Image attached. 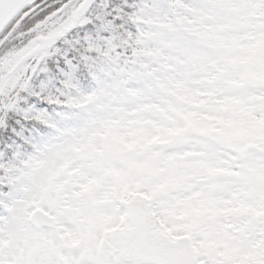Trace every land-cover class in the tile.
Wrapping results in <instances>:
<instances>
[{"label": "snow or ice", "instance_id": "snow-or-ice-1", "mask_svg": "<svg viewBox=\"0 0 264 264\" xmlns=\"http://www.w3.org/2000/svg\"><path fill=\"white\" fill-rule=\"evenodd\" d=\"M0 264H264V0H0Z\"/></svg>", "mask_w": 264, "mask_h": 264}]
</instances>
